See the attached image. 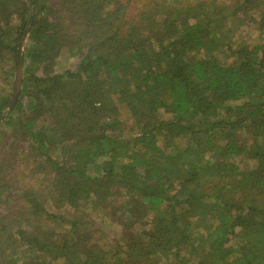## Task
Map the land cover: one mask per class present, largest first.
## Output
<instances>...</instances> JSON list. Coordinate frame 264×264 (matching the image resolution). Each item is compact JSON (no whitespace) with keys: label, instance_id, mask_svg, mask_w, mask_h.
<instances>
[{"label":"trees","instance_id":"trees-1","mask_svg":"<svg viewBox=\"0 0 264 264\" xmlns=\"http://www.w3.org/2000/svg\"><path fill=\"white\" fill-rule=\"evenodd\" d=\"M0 66V264H264V0H0Z\"/></svg>","mask_w":264,"mask_h":264},{"label":"water","instance_id":"water-1","mask_svg":"<svg viewBox=\"0 0 264 264\" xmlns=\"http://www.w3.org/2000/svg\"><path fill=\"white\" fill-rule=\"evenodd\" d=\"M23 40L19 41L18 43V53H19V59H18V68L16 70V74H15V79H14V88H13V91H12V96H11V99H10V102H9V107H11L16 98H17V95L20 91V88H21V81H22V49H23ZM4 113H1L0 114V120L2 119V117L4 116L3 115Z\"/></svg>","mask_w":264,"mask_h":264},{"label":"rangeland","instance_id":"rangeland-1","mask_svg":"<svg viewBox=\"0 0 264 264\" xmlns=\"http://www.w3.org/2000/svg\"><path fill=\"white\" fill-rule=\"evenodd\" d=\"M60 60H63L64 62H66V64H71L72 63V59H69L67 54L65 56H61ZM66 60H68V61H66ZM5 67H7V65ZM2 68H3V66H0V89L4 88V90H5L7 88V86L3 83V80L1 78L2 75H3ZM105 223H107V221ZM102 234L104 236L107 235L105 231H103Z\"/></svg>","mask_w":264,"mask_h":264}]
</instances>
